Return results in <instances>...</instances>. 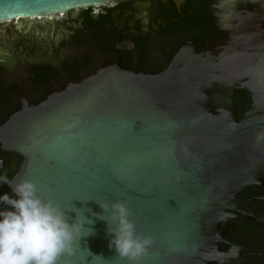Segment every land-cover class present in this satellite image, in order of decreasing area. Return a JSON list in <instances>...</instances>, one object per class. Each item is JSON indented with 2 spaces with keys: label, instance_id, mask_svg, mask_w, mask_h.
<instances>
[{
  "label": "water",
  "instance_id": "1",
  "mask_svg": "<svg viewBox=\"0 0 264 264\" xmlns=\"http://www.w3.org/2000/svg\"><path fill=\"white\" fill-rule=\"evenodd\" d=\"M245 2L222 1V28L258 23L254 15L234 16ZM106 4L0 0V23ZM243 77L248 81L238 86ZM218 88L247 91L250 106L240 120L234 110L213 112L209 93ZM262 131L264 57L248 62L239 48L217 59L179 51L159 74L109 68L23 108L0 125V148L21 158L10 180H31L41 198L61 208L101 213L96 201L124 203L136 231L153 240L137 264H212L241 250L222 249L229 245L222 235L228 219L264 230V218L236 203L249 186H264V141L256 143ZM91 227L95 235L74 240V254L64 259L129 264L108 247L104 221Z\"/></svg>",
  "mask_w": 264,
  "mask_h": 264
},
{
  "label": "flooded vegetation",
  "instance_id": "2",
  "mask_svg": "<svg viewBox=\"0 0 264 264\" xmlns=\"http://www.w3.org/2000/svg\"><path fill=\"white\" fill-rule=\"evenodd\" d=\"M222 1L118 0L116 7L101 6L105 14L98 17L87 8L1 22L0 125L23 108L109 68L155 75L179 51L217 59L239 48L248 62L264 57V0H246L241 13L234 14L239 19L257 16V24L235 21L228 28L220 23ZM255 25L261 28L254 29ZM247 81L243 77L238 86ZM209 95L215 113L238 109L243 116L250 106L243 89L218 88ZM0 160L1 175L12 172L11 177L21 163L19 156L1 148ZM236 203L241 211L264 218V186H249ZM222 230L229 244L222 246L223 251L231 245L241 250L226 262L212 264H264L263 229L235 218L228 219Z\"/></svg>",
  "mask_w": 264,
  "mask_h": 264
},
{
  "label": "clouds",
  "instance_id": "3",
  "mask_svg": "<svg viewBox=\"0 0 264 264\" xmlns=\"http://www.w3.org/2000/svg\"><path fill=\"white\" fill-rule=\"evenodd\" d=\"M117 3L118 0H107L106 6L113 8ZM102 14L105 13L101 6L93 7L94 17ZM261 141L264 131L256 134V143ZM0 184L8 185L14 193V196L0 195V204L6 206L0 210V264H70L64 258L74 254L73 241L95 235L91 226L96 221L106 223L107 234L111 236L108 247L114 248L117 256L127 259L129 264H137L153 243L151 237L136 231L135 222L129 218L130 210L120 201H96L101 213L74 205L65 209L41 198L36 184L29 179L14 182L4 174L0 175Z\"/></svg>",
  "mask_w": 264,
  "mask_h": 264
},
{
  "label": "trees",
  "instance_id": "4",
  "mask_svg": "<svg viewBox=\"0 0 264 264\" xmlns=\"http://www.w3.org/2000/svg\"><path fill=\"white\" fill-rule=\"evenodd\" d=\"M236 117H237L238 120H240L241 117H242V115L238 112V109H236ZM11 175H12V172H10L7 175L9 179H10ZM5 193H8L10 196H13V194L8 190V188H7V186L5 184H0V195H3ZM5 207H6L5 205L0 204V208H5Z\"/></svg>",
  "mask_w": 264,
  "mask_h": 264
}]
</instances>
